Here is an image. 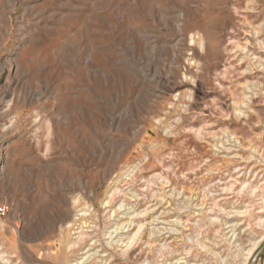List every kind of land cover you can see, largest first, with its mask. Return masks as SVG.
Returning <instances> with one entry per match:
<instances>
[{
  "label": "rangeland",
  "instance_id": "obj_1",
  "mask_svg": "<svg viewBox=\"0 0 264 264\" xmlns=\"http://www.w3.org/2000/svg\"><path fill=\"white\" fill-rule=\"evenodd\" d=\"M263 244L264 0H0V264Z\"/></svg>",
  "mask_w": 264,
  "mask_h": 264
},
{
  "label": "bare ground",
  "instance_id": "obj_2",
  "mask_svg": "<svg viewBox=\"0 0 264 264\" xmlns=\"http://www.w3.org/2000/svg\"><path fill=\"white\" fill-rule=\"evenodd\" d=\"M135 195V194H134ZM135 197V196H134ZM107 203V202H106ZM78 205V203H77ZM108 205V204H107ZM78 208V206H77ZM77 211H85L84 208H81L80 210L77 209ZM114 213L116 214L117 211H114ZM135 214V213H134ZM82 215V214H81ZM84 215V214H83ZM85 217V216H84ZM84 219V218H83ZM125 219V218H124ZM82 220V219H81ZM155 220V219H154ZM80 220H76V222L72 225V228L71 229H74L72 230V234H80L82 231L79 230L81 229L83 226H84V222H78ZM135 224V220L134 218L133 219H125L123 220V217H120L117 221V225L114 229V231L110 232V235L113 237V234H116V237H119V235L121 236V233L122 232H119V230H123V229H128V231L131 229V227ZM139 224V223H138ZM84 231V230H83ZM141 232V228H139L137 230V232L134 234L133 237H130L129 235L127 236V240H125L124 238L120 237L118 238L117 240V243L118 242H121L122 245H129V247H133L134 246V242H136V239L138 237V235L140 234ZM154 233V232H153ZM125 236V235H124ZM149 238V237H148ZM148 242V241H147ZM263 242L262 239L260 240H256L254 243H253V246L252 248H250L248 250V255H252L254 253V250L260 246V244ZM109 244V243H108ZM2 256V255H1ZM248 257V256H247ZM85 262V259H82L79 263H83L84 264Z\"/></svg>",
  "mask_w": 264,
  "mask_h": 264
},
{
  "label": "water",
  "instance_id": "obj_3",
  "mask_svg": "<svg viewBox=\"0 0 264 264\" xmlns=\"http://www.w3.org/2000/svg\"><path fill=\"white\" fill-rule=\"evenodd\" d=\"M262 250H264V244L262 245V247H261V251H260V253L262 252ZM260 253H259V255H260ZM258 255V256H259Z\"/></svg>",
  "mask_w": 264,
  "mask_h": 264
},
{
  "label": "crops",
  "instance_id": "obj_4",
  "mask_svg": "<svg viewBox=\"0 0 264 264\" xmlns=\"http://www.w3.org/2000/svg\"><path fill=\"white\" fill-rule=\"evenodd\" d=\"M263 264H264V262H263Z\"/></svg>",
  "mask_w": 264,
  "mask_h": 264
}]
</instances>
